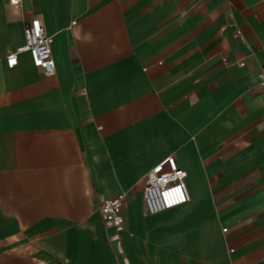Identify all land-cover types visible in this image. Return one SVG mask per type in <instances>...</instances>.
I'll return each instance as SVG.
<instances>
[{"label": "crops", "instance_id": "0c3cea01", "mask_svg": "<svg viewBox=\"0 0 264 264\" xmlns=\"http://www.w3.org/2000/svg\"><path fill=\"white\" fill-rule=\"evenodd\" d=\"M34 17L52 74L7 64ZM263 45L264 0H0V264H264ZM169 154L191 200L148 213Z\"/></svg>", "mask_w": 264, "mask_h": 264}, {"label": "built area", "instance_id": "2783aa9c", "mask_svg": "<svg viewBox=\"0 0 264 264\" xmlns=\"http://www.w3.org/2000/svg\"><path fill=\"white\" fill-rule=\"evenodd\" d=\"M8 1L12 4L22 2V0ZM52 44L53 36L46 33L40 18H31L24 26V42L7 56V64L12 67L17 64L20 53L28 52L35 66L46 74H52L55 71ZM258 81L264 85V65L258 74ZM186 178V169L178 163L173 154L155 163L147 172L146 186L142 193L146 211L157 213L189 202L191 192ZM127 198L126 192H119L100 203V213L108 224L121 227L124 220L122 209Z\"/></svg>", "mask_w": 264, "mask_h": 264}]
</instances>
